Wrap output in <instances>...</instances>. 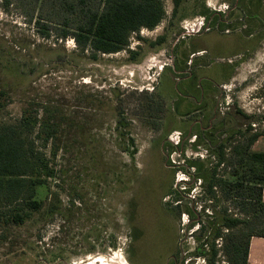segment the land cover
I'll use <instances>...</instances> for the list:
<instances>
[{
    "label": "rangeland",
    "instance_id": "obj_1",
    "mask_svg": "<svg viewBox=\"0 0 264 264\" xmlns=\"http://www.w3.org/2000/svg\"><path fill=\"white\" fill-rule=\"evenodd\" d=\"M8 1L0 0V128L19 126L29 109L59 130L54 158V142L24 137L54 176L32 220L0 224V264H209L196 255L197 221L223 208L240 216L219 188L209 198L210 180H232L233 149L264 131V0H183L176 17L163 0L161 24L114 54L61 39L59 10L46 9L55 23L38 26L34 0ZM190 73L213 78L212 91L222 85L219 100L209 93L221 109L210 130L190 132L202 112L182 118L196 110L179 95ZM222 141L227 160L217 167ZM216 245V264H231L225 240Z\"/></svg>",
    "mask_w": 264,
    "mask_h": 264
},
{
    "label": "trees",
    "instance_id": "obj_2",
    "mask_svg": "<svg viewBox=\"0 0 264 264\" xmlns=\"http://www.w3.org/2000/svg\"><path fill=\"white\" fill-rule=\"evenodd\" d=\"M2 1L7 8L10 6L8 0ZM182 3L183 0H173L174 17L179 14ZM33 4L38 11V26H46L42 21L55 23L51 15L44 18L46 9L53 13L59 10L57 12L64 14L60 38L72 37L81 51L89 49L103 54L124 50L129 46L131 34L142 29L154 30L166 16L163 0H34ZM47 28L55 29L50 25ZM165 42L166 37L162 36L151 45L160 46ZM130 54L136 55L135 52ZM6 104L0 97V109ZM58 130L57 124L39 119L29 109L24 111L19 126L0 128V205H4L1 208L5 210L0 208L1 227L20 228L43 209L44 200L38 197V192L46 188L48 180L54 176L53 168L50 160L37 151L33 143L27 144L24 137L35 134L43 141V146L48 142L55 144ZM261 137L264 131L250 135L245 146L242 143L233 149L235 163L227 165L232 180L218 179L216 172L210 180L209 198L216 199L214 189L219 188L223 200L231 202L240 216L234 217L223 208L209 215V222L203 218L197 221L200 238H197L196 255L209 264L217 263L218 239L225 240L223 251L231 264H249L252 238H264V152L252 151ZM226 145L225 141L219 144L217 167L227 160ZM57 152L55 144L53 158ZM2 237L4 235L0 234V239Z\"/></svg>",
    "mask_w": 264,
    "mask_h": 264
},
{
    "label": "flooded vegetation",
    "instance_id": "obj_3",
    "mask_svg": "<svg viewBox=\"0 0 264 264\" xmlns=\"http://www.w3.org/2000/svg\"><path fill=\"white\" fill-rule=\"evenodd\" d=\"M200 29V27L198 28ZM217 70V69H216ZM214 71V69H213ZM221 71H214L213 75H220ZM195 75H193L192 73H190L187 77H183L182 80H179V83H181V89L179 95L181 96L182 99L184 100H188L186 106L189 109H193V107L196 109L194 112H190L186 115H183L182 118H189L191 116H193L196 113H200L202 112V115L196 120L194 121V123H192V127H191V131L192 132L195 128H199L200 130H210L211 128H213V120H216L219 117V111H221V109H214L211 107V97H214L216 99H220V97H222V92L219 89L222 87V85H214L213 89L214 91L211 90V87H208L210 81H208V79H203L201 81L195 79L194 77ZM211 80V82H213V78L209 79ZM205 81V83H204ZM184 84V85H183ZM176 85L178 86V83H176ZM211 92H215V93H220V96H211L210 94ZM186 101H184V103H186ZM213 111V112H212ZM208 112H210L211 117H208ZM210 116V115H209ZM213 116V117H212ZM221 118V117H219ZM208 120L209 122V127L204 129L203 125L204 122H206ZM212 121V122H211ZM218 121V120H217Z\"/></svg>",
    "mask_w": 264,
    "mask_h": 264
},
{
    "label": "crops",
    "instance_id": "obj_4",
    "mask_svg": "<svg viewBox=\"0 0 264 264\" xmlns=\"http://www.w3.org/2000/svg\"><path fill=\"white\" fill-rule=\"evenodd\" d=\"M253 151L264 152V137L259 138L253 145ZM264 198V191H263ZM249 264H264V238L254 237L251 240Z\"/></svg>",
    "mask_w": 264,
    "mask_h": 264
}]
</instances>
